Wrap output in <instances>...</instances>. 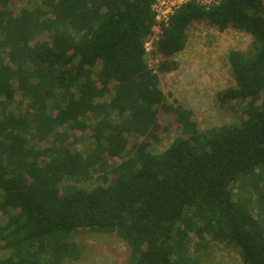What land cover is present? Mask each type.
Returning a JSON list of instances; mask_svg holds the SVG:
<instances>
[{"label":"trees","instance_id":"trees-1","mask_svg":"<svg viewBox=\"0 0 264 264\" xmlns=\"http://www.w3.org/2000/svg\"><path fill=\"white\" fill-rule=\"evenodd\" d=\"M12 2L0 0V264H62L81 230L124 240L128 264H198L206 238L264 264V219L233 188L253 175L264 189L263 0L186 3L161 28L167 58L195 22L253 39L228 52L235 87L216 94L244 118L205 131L145 62L155 0H29L17 14ZM160 111L177 136L153 154ZM92 175L91 189L73 183Z\"/></svg>","mask_w":264,"mask_h":264},{"label":"rangeland","instance_id":"rangeland-1","mask_svg":"<svg viewBox=\"0 0 264 264\" xmlns=\"http://www.w3.org/2000/svg\"><path fill=\"white\" fill-rule=\"evenodd\" d=\"M29 0H13L11 9L18 13L21 9L30 7ZM264 6V0H263ZM161 25L155 24L150 39L146 40L145 62L149 69L158 77V86L167 102L173 100L178 105L191 110L193 119L200 131L218 128L223 125L237 124L244 115L242 110L233 103L220 105L216 94L228 88L235 87L230 71L227 55L231 50L248 54L253 46L252 37L232 28L219 31L215 26L204 22H195L187 30V41L184 49L172 57H164L156 50V42L161 36ZM175 64L159 70L162 63ZM172 64V65H173ZM264 102V94L259 103ZM158 125L154 132L158 142L150 141V151L153 154L163 152L176 138V125L171 115L158 113ZM79 132V131H76ZM42 147L46 144H40ZM131 143L127 144V148ZM84 151L85 144L76 145ZM109 163L114 161L109 159ZM83 189H91L101 183L96 175L83 181H73ZM262 183L255 182L250 175L244 182L234 185V191L240 193L243 200H248L253 215L260 214L264 219V189ZM0 222L3 219L0 216ZM68 242L76 251L75 258H67L62 264H128L129 248L127 243L115 234L98 233L81 230L71 235ZM199 241L191 242L192 248ZM202 245L196 247L193 256L198 264H243L238 252L228 249L219 242L206 238Z\"/></svg>","mask_w":264,"mask_h":264},{"label":"built area","instance_id":"built-area-1","mask_svg":"<svg viewBox=\"0 0 264 264\" xmlns=\"http://www.w3.org/2000/svg\"><path fill=\"white\" fill-rule=\"evenodd\" d=\"M220 1L221 0H155L151 6V11L154 14V25L151 28V32H153L156 23H159L161 27H163L174 11L186 3H194L204 9H209L210 7L218 5ZM147 39H150V36H148ZM145 45L146 41L144 48Z\"/></svg>","mask_w":264,"mask_h":264}]
</instances>
